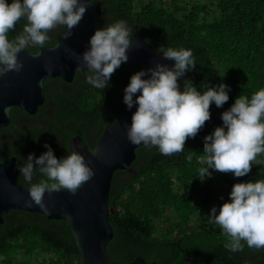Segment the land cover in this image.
Returning <instances> with one entry per match:
<instances>
[{
    "label": "trees",
    "instance_id": "16d2710c",
    "mask_svg": "<svg viewBox=\"0 0 264 264\" xmlns=\"http://www.w3.org/2000/svg\"><path fill=\"white\" fill-rule=\"evenodd\" d=\"M11 3L12 0H7ZM101 7L97 30L123 20L158 50L161 46L190 49L196 66L178 79L203 94L220 84L228 86L229 100L220 108L213 102L211 118L185 149L172 156L156 147L141 145L129 170H117L108 201L114 212L108 217L113 237L106 251L113 261L135 258L157 264H179L187 256L206 264H264V248L232 252L227 237L210 223L211 209L229 202L236 183L264 179V155L243 177L209 169L202 177L204 139L222 127V113L237 97L251 96L264 88V0H93ZM21 20L9 33L22 31ZM57 28L48 35L53 45L63 34ZM39 48H28L37 51ZM140 65L123 63L105 89L86 83L87 73L77 72L70 83L59 78L44 82V103L35 115L11 110L8 126L0 128V161L16 157L14 177L21 176L29 154L39 157L48 144L57 158L69 154L68 141L78 135L90 147L114 120L113 109L124 102L125 88ZM146 78V77H144ZM188 155L192 156L188 160ZM35 173L33 183L44 179ZM244 243V242H242ZM79 253L63 220L21 210L4 215L0 225V264H78Z\"/></svg>",
    "mask_w": 264,
    "mask_h": 264
},
{
    "label": "clouds",
    "instance_id": "9594fccd",
    "mask_svg": "<svg viewBox=\"0 0 264 264\" xmlns=\"http://www.w3.org/2000/svg\"><path fill=\"white\" fill-rule=\"evenodd\" d=\"M90 3L93 0H12L11 3L0 0V77L9 72L20 73L24 65L19 53L28 48H44L51 39L48 34L55 29H66L62 34L65 39L72 36ZM21 20L25 21L22 31L10 40L9 33L16 30ZM131 37L132 30L123 20L95 31L90 47L77 56L80 61L77 71L87 69L86 83L97 89L108 86L115 70L129 59ZM157 51L163 54V59L174 61V67L157 63L131 76L124 90V103L129 109L134 105L138 108L132 115L127 139L133 145L156 147L162 155L172 156L183 152L186 140L195 138L210 120L213 102L220 108L229 100L228 86L220 84L201 94L190 81H185L181 92L178 79L196 66L192 51L164 46ZM32 55L38 57L40 52ZM46 70L51 71L47 67ZM221 119L223 126L216 127L204 139L206 167L200 169V175L211 176L209 169H214L237 178L246 176L257 157L264 155V88L250 99L237 97ZM45 147L48 151L38 158L29 154L18 165L21 176L30 185V199L26 203L41 209L47 208L46 192L66 191L76 195L95 175L81 153L72 150L67 156L57 158L48 144ZM187 159L191 160L192 156L188 155ZM37 172L45 178L33 183ZM209 218L227 237L225 249L243 251L245 243L248 248H264V179L234 184L229 202L223 203L219 210L213 207Z\"/></svg>",
    "mask_w": 264,
    "mask_h": 264
},
{
    "label": "water",
    "instance_id": "95a60500",
    "mask_svg": "<svg viewBox=\"0 0 264 264\" xmlns=\"http://www.w3.org/2000/svg\"><path fill=\"white\" fill-rule=\"evenodd\" d=\"M100 15V5L90 3L81 22L73 29L72 36L65 39L61 35L53 45L34 51L40 52L38 57H34V52L26 49L19 53L23 70L20 73L9 72L0 77V128L8 126L11 110L14 108L28 115L37 113L45 100L46 80L59 78L70 83L77 72L86 73V68L77 71L80 65L77 56L90 47L89 41L97 30ZM131 39L132 47L127 53V64L140 65L144 70L155 67L157 63L174 67L175 62L163 59V54L146 42L138 31L132 34ZM46 67L51 71H47ZM147 78L149 77L146 76ZM137 108L138 105H134L129 109L124 102L116 104L113 109L114 120L106 124L92 148L78 135L68 141L69 152L74 150L84 155L95 175L76 195L66 191L52 194L46 192V209L35 204L29 207L26 203L30 199V186L16 181V158L12 156L0 161V225L3 224L4 215L11 210L42 214L49 220L66 222L79 253L78 264H157L148 263L142 258H135L127 263L116 262L106 251V245L113 237L108 217L114 212V208L108 198L114 173L117 170H129L136 157V149L142 145H133L127 139V130ZM179 264L206 263L187 256Z\"/></svg>",
    "mask_w": 264,
    "mask_h": 264
},
{
    "label": "flooded vegetation",
    "instance_id": "af4514ba",
    "mask_svg": "<svg viewBox=\"0 0 264 264\" xmlns=\"http://www.w3.org/2000/svg\"><path fill=\"white\" fill-rule=\"evenodd\" d=\"M16 158V157H15ZM19 165V164H18Z\"/></svg>",
    "mask_w": 264,
    "mask_h": 264
}]
</instances>
